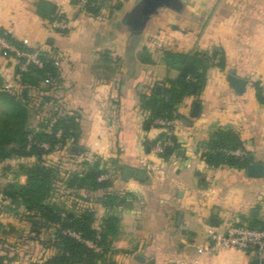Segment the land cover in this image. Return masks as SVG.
Returning <instances> with one entry per match:
<instances>
[{
	"label": "crops",
	"instance_id": "obj_1",
	"mask_svg": "<svg viewBox=\"0 0 264 264\" xmlns=\"http://www.w3.org/2000/svg\"><path fill=\"white\" fill-rule=\"evenodd\" d=\"M40 1L0 0V31L41 50L57 69L56 77L30 86L29 107L43 110L37 111V125L43 118L77 116L79 137L71 148L98 158L100 168L112 165L111 187L83 189L81 198L73 197L82 209L93 208L97 225L107 215L119 217L102 264H251L257 254L224 248L202 256L198 248L206 245L208 226L224 230L228 219L264 224V175L252 177L246 168L227 164L210 167L203 143L219 128L235 129L250 161L264 165V103L256 94L258 83L264 88V0H184L185 12L160 11L136 42L118 26L135 0H104L97 14L79 10L75 0H44L67 22L64 31L49 29L52 21L37 11ZM164 49H222L226 55L224 69L209 68L200 101L188 97L179 106L182 119L171 128L178 148L166 158L152 150L165 130L145 123L141 103L142 94L178 74L164 62ZM0 66L1 84L17 93L20 61L0 58ZM229 74L247 79L242 95ZM14 161L19 159L8 162ZM107 194L117 196L112 206L103 203ZM0 219L9 223L0 235V264H34L53 254L24 237L30 225L23 219L3 211Z\"/></svg>",
	"mask_w": 264,
	"mask_h": 264
},
{
	"label": "trees",
	"instance_id": "obj_2",
	"mask_svg": "<svg viewBox=\"0 0 264 264\" xmlns=\"http://www.w3.org/2000/svg\"><path fill=\"white\" fill-rule=\"evenodd\" d=\"M37 11L50 21L62 18L57 14L56 6L48 1L38 2ZM85 11L97 14L98 4H89ZM8 39L20 48L31 50L9 37ZM41 59L42 67L31 65L21 72V88L17 91L18 94L0 89V108H3L0 109V164L4 175L7 170H12L9 160L34 158L31 163L19 162V171L15 172L14 179L22 173L26 176V182H10L6 185L0 192V211H3L2 207L23 208L25 219L22 221L30 225V234H25L24 237L38 241L43 248L53 251L46 260L34 264H102L110 248L111 239L117 233L119 217L107 215L97 225L98 219L92 207L82 209L73 198L71 201L55 199V186L60 187L59 185L64 183L63 175L67 173L61 170L63 167L60 161L48 162L46 158L53 152L63 155L65 150L71 148L70 144L78 142V117H53L49 130L35 132L28 127L30 86H38L44 78L57 76V69L43 52ZM163 60L168 69L178 71L177 76L164 80L161 89H157L155 85L149 95H141L142 108L146 115L145 123L155 127L157 125L154 121L157 118L182 119L179 106L188 97L200 101L207 84L209 68L216 65L224 69L226 66V55L222 49H213L211 53L164 49ZM263 90L258 83L256 94L261 103H264ZM166 138L171 139L173 144L164 146L162 156L165 158L178 148L174 135L164 132L159 136V139ZM43 143L48 144V148L42 146ZM203 144L207 148L203 158L210 167L227 164L246 168L251 160L250 155L245 152L241 133L235 129L219 128ZM152 145L153 142L147 143L146 147ZM237 149L245 153L242 156L233 154ZM102 173L98 161L94 164L84 162L65 180V189L72 191L69 193L74 198H81L79 193L83 189L87 192L105 190L112 186V182L100 180ZM125 173L127 172L122 170L123 176ZM133 175L138 176L136 173ZM115 199V194H107L103 203L112 206ZM250 226L263 227L264 224ZM68 231L74 232L78 237ZM5 232L6 230H3V233ZM4 258L5 255H0V263Z\"/></svg>",
	"mask_w": 264,
	"mask_h": 264
},
{
	"label": "built area",
	"instance_id": "obj_3",
	"mask_svg": "<svg viewBox=\"0 0 264 264\" xmlns=\"http://www.w3.org/2000/svg\"><path fill=\"white\" fill-rule=\"evenodd\" d=\"M104 0H75L77 7L81 11H85L89 4H100ZM68 28V24L63 19H55L49 24V29L52 31H64ZM9 32H0V58L14 57L21 63V71L17 75V81L21 80V72L28 69L29 66L35 65L37 67L43 66V60L41 59L42 51L39 49L27 50L20 48L9 39ZM1 67V66H0ZM0 89L8 91L12 94H16L13 88L0 84ZM146 120V115L144 117ZM175 120H168L157 118L154 123L164 128L165 133L172 135L171 128L174 125ZM60 135V132L58 133ZM171 139H158L153 146L152 150L161 154L164 152V146L172 145ZM42 146L48 148V144L43 143ZM207 150V149H206ZM205 150V151H206ZM237 156H242L244 152L237 149L232 152ZM110 175L108 173H102L99 177L100 180L108 179ZM71 235L78 237L74 232L68 231ZM224 248H233L247 253L257 254L258 256L264 252V226L263 227H251L247 223H237L233 219L225 221V229L218 230L214 226L207 227V242L206 245L198 248L200 255H208L218 252Z\"/></svg>",
	"mask_w": 264,
	"mask_h": 264
},
{
	"label": "water",
	"instance_id": "obj_4",
	"mask_svg": "<svg viewBox=\"0 0 264 264\" xmlns=\"http://www.w3.org/2000/svg\"><path fill=\"white\" fill-rule=\"evenodd\" d=\"M185 8L184 0H135L129 8L123 11L118 26L122 31L128 33L132 42H136L147 30L153 17L158 15L160 11L168 10L181 14L185 12ZM228 77L235 92L242 95L246 89L247 79L235 74H229ZM161 88L162 85L159 84L157 89ZM198 114L199 102H195L192 115ZM71 149L77 152L82 150L76 145L72 146ZM246 171L249 176L261 177L264 175V165L261 162L248 161ZM251 264H264V258L257 256L251 260Z\"/></svg>",
	"mask_w": 264,
	"mask_h": 264
},
{
	"label": "rangeland",
	"instance_id": "obj_5",
	"mask_svg": "<svg viewBox=\"0 0 264 264\" xmlns=\"http://www.w3.org/2000/svg\"><path fill=\"white\" fill-rule=\"evenodd\" d=\"M29 108H30L29 109L30 110V118H29V121H28L29 129H31V130H33L35 132L39 131V130H49V128H50L49 126H51L52 120H50V119L45 120L43 118V121L41 122V125H39V124L37 125V122L34 121L35 118L37 117V111L38 110H42L41 106L29 107ZM0 109L2 110L3 108H0ZM31 118H32V120H31ZM46 158H47L48 162H56V163L59 162V161L61 162L62 167H63V169H61V170L62 171H66V173H67L66 175L65 174L63 175L64 176V179H63L64 183H65V180L70 176V174L73 172V170L75 168H79L80 166H82L84 164V162H89L90 164H94L96 162V160H98V158H96V157L92 158L91 156L81 157L79 152L73 151L71 148H68V150H65L63 155H61V153L53 152L50 157H46ZM33 160H34V158H23V159H20V161H14L12 163V170L11 171L7 170V172H6L8 175L11 176L8 180L3 178V176H2L3 172H2V169H1L2 165H0V172H1L0 173V192L6 187V185L8 183L12 182L11 180H14L13 182H19L21 184L25 183L26 182V176L21 173L16 179H14L15 172L17 170L19 171V167H18L19 162L22 161V162L27 164V163H31ZM109 165H111V164H109ZM109 165L106 162V164L104 163L103 167L101 168L103 170L104 174L108 173L110 175V177L108 179H105V180H111V176H113V174H114L113 171L109 170L112 165L111 166H109ZM115 169H117L116 170V172H117L119 168H115ZM64 183H61L59 185L60 187L55 186V189L53 191L54 192L53 193V197L55 199H58V200H61V201H63V200H71L73 197H72V195L69 192H72V191H67L65 189ZM74 201H75V199H74ZM1 210H3V212L5 214H8L10 216L12 214H14L15 218H19L20 220L25 219V217H23V215H24L23 208L12 209V208H9V207H2ZM0 223H2V225H0V235H1L3 233V230H6V227H7V225L9 223L8 222L7 223H3L1 221V219H0ZM21 236L19 234V237H21ZM206 237H207V232H206ZM21 238H23V237H21ZM27 240H29V239H27ZM27 240H25V241H27Z\"/></svg>",
	"mask_w": 264,
	"mask_h": 264
}]
</instances>
